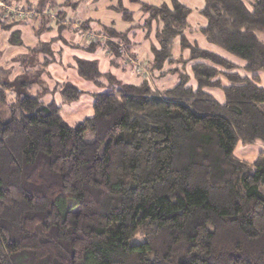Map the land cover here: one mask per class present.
<instances>
[{
    "label": "trees",
    "instance_id": "1",
    "mask_svg": "<svg viewBox=\"0 0 264 264\" xmlns=\"http://www.w3.org/2000/svg\"><path fill=\"white\" fill-rule=\"evenodd\" d=\"M2 1L13 8H0L8 45L48 54L34 65L21 55L23 76L35 65L37 75L50 76L47 68L58 64L51 46H70L65 33L76 38L70 48L99 51L109 67L73 55L77 77L96 91L59 82L60 106L29 93L8 101L12 84L0 80L8 111L0 118V264H264V0H203L199 11L206 23L198 33L250 77L189 41L193 10L179 0H128L145 17L131 28L144 33L147 53L132 52L140 44L127 36L131 28L76 22L75 0L41 9L39 0ZM116 5L110 10L131 23L133 13ZM22 25L38 40L34 49L21 40ZM52 26L58 33L43 45ZM129 70L141 83L127 81ZM168 75L176 84L158 90L154 82ZM38 80L19 87L34 89ZM83 95L92 100V116L69 126L61 107ZM88 132L92 142L84 139ZM238 144L263 150L248 163L235 158ZM136 235L143 241L131 244Z\"/></svg>",
    "mask_w": 264,
    "mask_h": 264
},
{
    "label": "rangeland",
    "instance_id": "2",
    "mask_svg": "<svg viewBox=\"0 0 264 264\" xmlns=\"http://www.w3.org/2000/svg\"><path fill=\"white\" fill-rule=\"evenodd\" d=\"M48 1H54L55 4H63L66 0H42V2L39 0L38 4L41 5L40 9L46 4ZM79 2V6L77 10L73 13L75 15V20L80 21L82 19H93L98 21L101 25H106L109 27H113L114 30H117L119 32H124L127 29H130L131 27H135L138 24L141 25L143 22V19L145 17L142 16L141 12L139 11V4L134 5L130 3L128 0H120L122 1L123 7L128 9L130 12L133 13L132 16V22L131 23H124L121 20L120 13H117L116 11L110 10V8L117 7V3L119 0H98L97 2H93L92 0L90 2H85L83 0H75ZM141 3L146 5H161V3H168L169 0H139ZM183 5H186L188 8L193 10V13L188 17L187 22H189L190 28L185 33L191 43H195L198 45L201 49L206 51H211L215 53L216 55L223 56L227 58L228 60L234 62L236 65H238L239 70L238 73L241 76H248L243 71V67L241 62L237 61L234 58H231L226 53H224L222 50L220 51L217 47L207 44L204 40V38L198 33L199 27H203L205 25L204 19L199 14V11L201 10L203 6V0H179ZM69 15V14H68ZM70 16V15H69ZM73 18V15H71V19ZM53 31H51L48 34L42 35L39 40L42 41L43 45H46V43L51 40L50 38L56 37L58 31H56L57 27L52 26ZM19 29L22 30L21 33V40L25 43L29 49H34V47H37V41L36 37L33 36L31 30L27 26H20ZM65 38H68V44L70 46H73L76 42V38L73 37L72 34H63L62 35ZM129 36V39L132 41L133 44H140V48L135 47L132 49V52L136 53H147L149 47H147L148 42L145 41L144 33L140 31V29L135 30L131 28L129 30V33L127 34ZM62 37V38H63ZM8 38V34L4 33L0 30V80L1 81H7L8 83L12 84L13 90L9 89L5 92L6 99L8 101L11 100V97H13L14 93H23V94H31L36 96L37 94L40 96L41 100L43 102L48 103L49 101H53L57 105H61V100L59 97V90L54 91V87L57 85V83H64L68 82L69 84L72 83V85H75L78 87L79 90L83 91L85 90L87 93H93L96 91L95 87H93L88 82L81 80L77 77L76 73L72 69L73 63L71 57L73 55L78 56L79 58L85 57L88 59H98L100 61L101 69L104 68V70L108 69L109 64L108 60L101 59V53L98 51L96 54H89L83 51H78L73 49L72 47L69 48L66 47L64 44H62V41L59 40V43L53 44L51 47V51L57 55L59 47L63 48L65 50V53L63 54V57L58 61L59 57L55 55V62L58 64H52L50 65L47 70L48 74L50 76L45 75H37L35 71L39 69L40 65L30 68V70H33V73L31 75L23 76L21 73V62L19 61V58L22 59L20 56L23 54L28 55L26 58L27 61H32L34 65L35 61H42V59L48 56L47 52L40 53L41 55L38 56V54L34 57L33 54H35V50H38V48L32 52L28 53L25 51V49H19L16 47H10L8 45V42L6 41ZM71 38H75L73 41ZM260 40L264 43V34L259 35ZM40 41V42H41ZM79 41V40H78ZM38 44V45H42ZM42 45V46H43ZM174 49H173V57H178L179 54V45L178 40H175L174 42ZM33 47V48H32ZM69 49V50H67ZM43 51V49H41ZM107 54V53H106ZM129 55V54H128ZM105 56V53H104ZM126 61L130 59L132 62L134 61L133 58L130 56L125 58ZM189 66V65H188ZM188 68V67H187ZM116 75L118 72L112 70ZM189 71V68H188ZM122 72V71H120ZM123 73V72H122ZM120 73L118 75V78L126 83L124 81V73ZM128 74V75H127ZM126 76L128 77L129 82L131 83H141L140 79H136L134 77V73L132 71H128L126 73ZM125 76V79L127 77ZM260 78V85L264 87V75L262 73L258 74ZM39 78L38 82L35 84V88L27 91H23L21 87H19L20 83L24 81L35 80ZM28 81V82H30ZM40 81V82H39ZM176 84V80L173 76H164V78L158 79L154 82L155 87L158 90H164L169 89L173 87V85ZM193 84V83H192ZM53 91V92H52ZM209 91V94L216 99L218 102H223V95L221 91H218L216 89L207 90ZM48 100V101H47ZM92 100L89 96L83 95V97L75 103H72L70 105H62L61 111H60V117H62V120H64L69 126L75 125L76 123H79L84 120L85 117L92 116ZM8 117V111L4 105H1L0 102V118L1 120H5ZM88 142L93 141V136L88 132L85 135L84 138ZM234 156L235 158H238L240 160L246 161V162H253L254 159L258 156L260 151L263 150L261 146L258 145H248V146H241L240 144L237 145L235 148ZM142 237L140 235H136L134 239L130 241L131 244H136L138 242H142Z\"/></svg>",
    "mask_w": 264,
    "mask_h": 264
},
{
    "label": "built area",
    "instance_id": "3",
    "mask_svg": "<svg viewBox=\"0 0 264 264\" xmlns=\"http://www.w3.org/2000/svg\"><path fill=\"white\" fill-rule=\"evenodd\" d=\"M0 8H4V9H6L7 11H9V10H13L12 6H7V5H5V3H4L2 0H0ZM14 11H15V10H14ZM15 12H16V11H15ZM19 17H24V13H23V12L19 13Z\"/></svg>",
    "mask_w": 264,
    "mask_h": 264
},
{
    "label": "crops",
    "instance_id": "4",
    "mask_svg": "<svg viewBox=\"0 0 264 264\" xmlns=\"http://www.w3.org/2000/svg\"><path fill=\"white\" fill-rule=\"evenodd\" d=\"M206 23V22H205ZM200 28V27H199ZM66 34V33H65ZM62 35V34H61ZM75 38H71V40L73 41ZM60 48V47H59ZM67 50H69V49H67ZM64 53H65V51H64Z\"/></svg>",
    "mask_w": 264,
    "mask_h": 264
}]
</instances>
